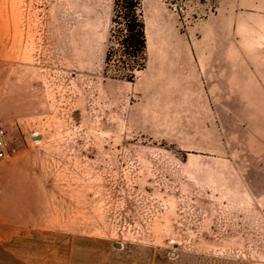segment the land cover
I'll list each match as a JSON object with an SVG mask.
<instances>
[{"label":"rangeland","instance_id":"1","mask_svg":"<svg viewBox=\"0 0 264 264\" xmlns=\"http://www.w3.org/2000/svg\"><path fill=\"white\" fill-rule=\"evenodd\" d=\"M157 1L159 15L154 0L140 5L151 45L157 25L177 39L236 17L264 22V0ZM120 2L114 22L116 0H0V126L12 149L0 174L17 156L35 168L44 213L79 264H264V122L249 109L238 124L227 117L215 149L227 159L188 149L207 126L144 125L130 81L112 76L129 60Z\"/></svg>","mask_w":264,"mask_h":264},{"label":"crops","instance_id":"2","mask_svg":"<svg viewBox=\"0 0 264 264\" xmlns=\"http://www.w3.org/2000/svg\"><path fill=\"white\" fill-rule=\"evenodd\" d=\"M161 9L154 0V13L159 15ZM261 20L254 17L244 23L236 17L233 22L207 25L196 38L187 34L177 39L163 38L164 29L157 25L155 43L147 40V66L130 81L135 108L149 116L143 124L207 126L202 137L190 138L196 145L188 149L225 159L215 149L224 142L220 128L228 124L227 117L238 124L249 109L264 122ZM259 133L263 140L264 132ZM21 159L13 158V174H0V264H79L78 248L67 245V231L52 229L51 216L44 213L37 171L21 166Z\"/></svg>","mask_w":264,"mask_h":264},{"label":"trees","instance_id":"3","mask_svg":"<svg viewBox=\"0 0 264 264\" xmlns=\"http://www.w3.org/2000/svg\"><path fill=\"white\" fill-rule=\"evenodd\" d=\"M142 0H123L122 6L129 9L128 17V28L127 34L118 36V42L125 47V55L128 56L129 60L122 61L115 72L112 74L114 78L126 79L128 81H134L137 76V72L146 68L147 66V37H146V25L143 19L142 13L140 12V5ZM121 2L116 0V17L121 12L119 7ZM120 35V34H119ZM113 55L111 51L107 52L105 58V69L109 70Z\"/></svg>","mask_w":264,"mask_h":264},{"label":"built area","instance_id":"4","mask_svg":"<svg viewBox=\"0 0 264 264\" xmlns=\"http://www.w3.org/2000/svg\"><path fill=\"white\" fill-rule=\"evenodd\" d=\"M12 149L9 143L7 130L0 126V160L11 157Z\"/></svg>","mask_w":264,"mask_h":264},{"label":"water","instance_id":"5","mask_svg":"<svg viewBox=\"0 0 264 264\" xmlns=\"http://www.w3.org/2000/svg\"><path fill=\"white\" fill-rule=\"evenodd\" d=\"M37 138H40V136H37Z\"/></svg>","mask_w":264,"mask_h":264}]
</instances>
